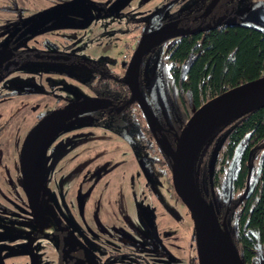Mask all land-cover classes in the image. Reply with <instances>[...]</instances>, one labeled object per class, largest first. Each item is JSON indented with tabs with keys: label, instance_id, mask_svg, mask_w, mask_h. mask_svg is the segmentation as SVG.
I'll list each match as a JSON object with an SVG mask.
<instances>
[{
	"label": "rangeland",
	"instance_id": "374dc122",
	"mask_svg": "<svg viewBox=\"0 0 264 264\" xmlns=\"http://www.w3.org/2000/svg\"><path fill=\"white\" fill-rule=\"evenodd\" d=\"M105 1L111 0H0V69L9 60H17L4 46L15 32L14 23L49 11L55 14L54 19L44 29L29 33L16 48L66 51L88 62L38 60L26 67L27 60L21 59L16 66L9 62L7 72L1 76L0 245L14 250L30 246L43 264H55L53 248L59 238L65 243L72 234L82 237L87 254L80 261L72 259L70 264H160L155 259V245L144 230L153 216L157 235L176 264H193L194 260L197 264L189 216L172 192L169 167L157 148L145 141L140 128L145 124L134 108L120 117L130 139L129 151L110 111L97 118L93 116L98 114L78 115L60 124L41 143L35 160L42 186L41 203L33 210L24 193L20 152L39 118L65 105L94 99L100 95V82L123 80L145 18L168 3L164 16L173 17L189 10L195 0H125L119 8L104 11L101 4ZM262 2L239 0L235 15ZM56 4L60 10H49ZM172 42L158 47L145 60V93L157 73L167 70V51ZM190 60L182 66V76ZM91 78L93 84L88 87ZM226 137L224 132L217 138L209 158L203 159L193 173L196 190L209 195L216 211L223 208L227 180L236 164L234 156L226 155ZM259 159L258 155L251 158L252 172ZM79 205L84 214H77ZM236 215L234 210L227 218L228 231ZM35 232L43 237L34 241ZM116 242L127 245L126 252L141 259L123 254ZM146 254L152 255L151 259L145 258ZM10 257L8 251H3L0 262L28 264L26 257ZM261 261L264 263V256ZM62 262L68 264L64 253ZM161 262L164 264L165 259Z\"/></svg>",
	"mask_w": 264,
	"mask_h": 264
},
{
	"label": "trees",
	"instance_id": "16d2710c",
	"mask_svg": "<svg viewBox=\"0 0 264 264\" xmlns=\"http://www.w3.org/2000/svg\"><path fill=\"white\" fill-rule=\"evenodd\" d=\"M233 4L227 7L224 18L232 16ZM26 23V20L14 23L13 36L19 33ZM13 36L6 41V45L4 44L6 48L12 46ZM145 60H142L139 67V90L144 93L146 104L155 119L158 118L174 135L179 132L191 113L206 101L242 84L264 79V29L238 20L232 25L185 35L168 50L169 66L167 70L161 69L157 73L148 93L144 92L142 83ZM188 60L190 62L182 76V66ZM99 85L100 97L103 99L127 97L126 88L120 82L116 85L114 82L103 81ZM114 107L111 103L107 108ZM132 108L136 109L137 116L142 118L134 102L124 105L118 114L111 112L117 115L116 117H121ZM105 110L107 109L82 115L103 113ZM42 118H39L37 123ZM146 127L142 129L146 140L157 146L154 135ZM224 132H227L226 155H233L236 159V169L228 178L226 189L230 187L232 194L238 195L230 204H227L226 195L222 216L216 214V218L218 221L222 218L227 220L233 210L237 211L232 220L233 228L228 231L229 238L243 264H259L261 256H264V108L224 123L211 131L196 151L192 173L197 170L203 159L209 158L217 138ZM173 145L172 139L169 146L173 148ZM256 155L260 156V159L252 172L251 158ZM163 158L169 166V159L165 156ZM246 183L248 187L245 191ZM199 195L207 205H212L209 195ZM261 264H264L263 261Z\"/></svg>",
	"mask_w": 264,
	"mask_h": 264
},
{
	"label": "water",
	"instance_id": "95a60500",
	"mask_svg": "<svg viewBox=\"0 0 264 264\" xmlns=\"http://www.w3.org/2000/svg\"><path fill=\"white\" fill-rule=\"evenodd\" d=\"M154 14L155 12L148 17L147 23ZM51 18L53 16L48 15L36 20L24 28L13 43L20 41ZM243 22L264 29V8L248 11L243 17ZM147 28L145 26L141 32L140 39L129 59L125 79L122 83L127 86L130 95L126 104L136 103L147 127L153 134V127L158 128L159 124L146 104L144 93L139 90V67L143 57L152 48L179 32L163 27L148 34ZM157 101L163 116H165L158 96ZM107 105L102 100H83L71 103L48 113L29 131L21 148L19 166L24 193L32 208L37 206L40 195L35 160L41 143L65 121L87 112L106 109ZM261 108H264V79L242 84L206 101L191 113L179 132L173 135V148L166 142L162 143L163 148L160 145L164 156L169 159L172 192L187 212L192 225L197 264L243 263L229 238L226 220L222 219L218 222L212 205H207L196 190L192 173V163L196 151L211 131L218 126ZM249 173L250 171H248ZM247 187L246 183L245 191ZM153 218L152 216L148 219V230L155 238ZM32 264H35V261ZM259 264H261V260H259Z\"/></svg>",
	"mask_w": 264,
	"mask_h": 264
},
{
	"label": "flooded vegetation",
	"instance_id": "af4514ba",
	"mask_svg": "<svg viewBox=\"0 0 264 264\" xmlns=\"http://www.w3.org/2000/svg\"><path fill=\"white\" fill-rule=\"evenodd\" d=\"M124 1L125 0L105 1V2H103L101 4L102 10L105 11V9H108V8H110V9H117V8H119L121 6V4ZM237 2H239V0H195L194 1V4L192 5V7L189 10L184 9L181 12L176 13L175 16H173V17H165L164 15L168 11V9H169V3H168L163 8L154 11L155 12L154 16L147 23L148 17L152 13H154V12H152L151 14H149L145 18V21H144V23H143V25L141 27L140 33H139L140 35H141V32H142V30L144 29L145 26L148 27L147 28V33L148 34H151L154 31L159 30V29H161L163 27L164 28L165 27H168L169 30L178 31L179 34L168 38L167 40H165L164 42H162L161 44H159L155 48H152L146 54V56L143 57V59H147L149 57V55L155 49H157L158 47H160V46H162V45H164L166 43H169L170 41H174V42H172L170 44V46L168 48V50H169L176 42H178L185 35L202 33V32L208 31L209 29H212V28H217V27L226 26V25H232V24H235L238 20L243 21V17H244V15L247 12L244 13V14H242V15H235V12H236L235 9H236ZM230 4H233L234 5L233 6L232 16H229L227 18H224L225 14H227L226 13V9H227V7L229 8ZM262 7H264V2L258 3L256 5H254L248 11L253 10V9H256V8H262ZM59 8H60V5L58 6V4H56V5H53L52 8H50L49 10L55 9L56 11H58V10H60ZM230 8H232V6ZM48 14L49 15H52L53 18H51L48 22H46L43 25H41L39 28H37L32 33H35L37 31H40L41 28H43L46 24H48L49 22H51L54 19L55 14H53L50 11L48 12ZM48 14L41 15V16H39L40 14H38V15L32 16L31 18H29V21H27V23H26V25H25L24 28H26L27 26H29L30 24H32L36 20L42 19L45 16H48ZM80 23H81V20H80ZM244 23H247V22H244ZM77 25L79 26V24H77ZM22 30H20V32ZM19 33H17L15 36L12 37V41H11V45L12 46L9 47V48L8 47L7 48L5 47V50L10 51L11 57L12 58L15 57L17 59L16 61H14L15 59L14 60L13 59L12 60H9V62H11L12 65H15L16 66V64H18L19 63V60H21V59L27 60V63H25L26 64L25 65L26 67H31L30 64L33 61H38V60H40V61H44V60L62 61L64 63H71V62H79V61H82L80 63H88V62H85L84 60H81L80 57L78 58L77 56H75L73 54L67 53L66 51H58V52H53V53H47L44 48L43 49H38L36 51L34 49H33L34 51H31L32 49H30V51L29 50H27V51H25V50H19V48H16V46H18L19 43H21L27 37V35H28L27 34L26 36H24L20 41H18L16 43H13L14 39L17 37V35ZM171 33H173V32H171ZM139 39H140V37H139ZM6 40H8V39H6ZM2 41H3V39L0 40V43ZM137 43H136V45H137ZM136 45H135V47H136ZM0 47L2 48L1 45H0ZM42 47H44V46H42ZM167 54H168V51H167ZM9 62H6L5 64L2 63L4 65L7 64L6 65L7 68H5L6 67L5 66L4 68L2 67L0 69V79H1V76L4 73L7 72V70H8V64H10ZM43 74L44 73H42V75ZM92 78L89 80L90 82L88 81L89 83H87V86L88 87L93 84L92 83ZM123 80H120V81L116 80L114 82V84L117 85L120 82L126 88V92L125 93H126V96L127 97L124 96L123 99H120L119 97H113V98H110V99H103V98L100 97V95H96L95 96V98H94L95 100H102V101L106 102L108 104L107 105L108 107H109V105L111 103L113 105H115V107L112 108V109L106 108L107 110H105L104 112H106V111H110V112L111 111H114V113H117L118 114V113H120L122 111L123 106L124 105H127L126 102L128 101L130 95H129V91H128L127 86L122 83ZM90 89L95 90V87H91ZM107 96L108 95H106V97ZM55 98L57 100H59L57 97H55ZM94 99H92V100H94ZM85 100H87V99H85ZM89 100H91V99H89ZM114 113L112 112L113 118H115L114 124L120 127L121 130L118 133H119L121 139L123 140L124 145L127 147L128 151H129L128 144H130V139L125 135V132L122 129L123 126H124V123L122 121H120L121 120L120 117H116L117 115H115ZM100 114H102V113H98V115H94L93 117L94 118H97ZM90 115H92V114H90ZM45 116H43V117H45ZM84 116H87V115H84ZM88 116H89V114H88ZM141 117H142L141 119H142L143 123L145 124V125H140L141 126L140 127L141 128V132L144 135V131L142 129L146 127V123H145V120H144L142 114H141ZM156 121L159 124V126H158V128L157 127H153V129H154L153 130V135H154V140H155L154 142H157L158 143L157 144L158 147L154 143H153V145L157 148V150L161 154V156L164 157V154H163V151L160 148V145L162 147L163 146L162 143H164V142H166L168 145L169 144L171 145L172 144V139H173V133H172V131L169 130V128H165L164 127V124L162 122H160V120H158V118H157ZM144 139H145L146 142H148V140H146L145 135H144ZM151 145H149L148 148H151ZM163 159H164V162L167 163L166 162V159L165 158H163ZM159 162L160 161H158V163ZM128 163H129V161H128ZM134 164H135V162H134ZM135 167L137 168L136 164H135ZM235 169H236V164H235ZM38 182H39V186H40V192H39L40 195H39L38 204H40L41 203L42 186H41V182H40L39 179H38ZM232 195H234V194H232L231 189L229 187L228 190H227V204H230L233 199L234 200L237 199V198H234ZM38 204H37V206H38ZM35 208H32V209L34 210ZM32 209L31 210L29 209V211H28L29 214H32V211H33ZM213 210L215 212V215L216 214H220L222 216V213L221 212H222L223 208L220 209L219 211H216L214 208H213ZM76 212L79 215L84 214V213H82V206L81 205L76 208ZM96 216H98V213H96ZM222 219H225V218H222ZM33 221L34 220H32V219L30 220L31 223H33ZM218 222H220V221H218ZM38 223H39V221L36 224H38ZM153 224H154V218H153ZM154 227H155V225H154ZM226 227H227V225H226ZM144 230L147 233V235L150 237V239L152 240L153 244L155 245L154 248H153L154 252L155 253L157 252V254L155 256V259L156 260H159L160 261V264H162L161 261L163 259H165V262H163L164 264H171V262H174V264H176L175 259L173 257H171L170 254L168 253V251H166V249L163 247L162 242H161V240L159 239V237L157 235L156 228H155V238H153L151 236L150 231L148 230V226L145 227ZM53 233L54 234H57L58 232L57 231L56 232L54 231ZM61 234L62 233H60V235ZM34 235H35L34 241L39 240V239H41V237H43V234H41V232L40 233L35 232ZM60 235H57L58 238L60 237ZM47 236H46V238H47ZM104 236H106V234L105 235H102L103 238H104ZM68 240L69 241L63 243L62 242V238H59V241H57V243H56V248L55 249L53 248V250L55 251V261H56L55 264H63V262H62V254L63 253L67 255V261H68L67 263L68 264H70V261L72 259H76V260H79L80 261V260H82V258L84 257V255L86 256L87 252L84 249V247L82 246V237L80 235L74 236L72 234H69L68 235ZM117 244L119 245V247H120L119 249L122 250L123 254H126L127 253L129 256L130 255H135L132 252H126V250L129 249V247L127 245H125V244H122L121 245V243H117ZM145 249H151V248L146 247ZM3 251H8V253L11 254V257L10 258H13V257H26V259L28 261V264H32L33 261H35V264H43L41 262L40 258H39L38 253L35 252L33 248H31L30 246H27V245L24 246L23 248H21L20 250H14V249H12L11 246H3L1 244L0 245V253L3 252ZM28 251H29V253H28ZM146 255H145L146 256L145 258L150 257V259H151V256L152 255H150V254L149 255L146 254ZM136 257H138V256H136ZM139 259H141V257H138V260ZM0 264H4V263L3 262H0Z\"/></svg>",
	"mask_w": 264,
	"mask_h": 264
}]
</instances>
